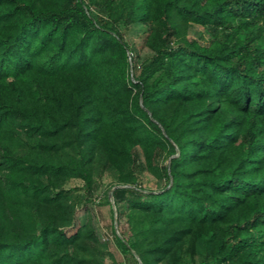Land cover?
Returning a JSON list of instances; mask_svg holds the SVG:
<instances>
[{
  "label": "trees",
  "instance_id": "1",
  "mask_svg": "<svg viewBox=\"0 0 264 264\" xmlns=\"http://www.w3.org/2000/svg\"><path fill=\"white\" fill-rule=\"evenodd\" d=\"M96 164L123 254L264 264V0H0V264H97L61 188L90 195Z\"/></svg>",
  "mask_w": 264,
  "mask_h": 264
},
{
  "label": "rangeland",
  "instance_id": "2",
  "mask_svg": "<svg viewBox=\"0 0 264 264\" xmlns=\"http://www.w3.org/2000/svg\"><path fill=\"white\" fill-rule=\"evenodd\" d=\"M145 33L146 28L143 25H134L130 29H122L124 39L134 49V56H137L139 61L151 54L147 48L142 46ZM187 37L201 44H207L212 40L208 30L196 26H192L189 29ZM156 164H161L160 158L156 159ZM163 164H167V162ZM138 180L147 191H158L163 185L154 174L148 171L142 172ZM112 182L110 171L98 164L95 167L90 195L84 190L81 179L69 178L64 181L61 184V188L69 193L68 205L71 208L73 218L71 227L68 226L65 229L72 230L84 224H88L93 229L96 240L89 244L92 251L90 255L96 259L97 264H141L137 255L132 259L129 255L123 254L112 235L113 229L117 235L125 240L132 236L131 228L127 221L126 206L122 207V215L120 216H117L115 211L113 200L110 196V192L114 188ZM21 218L24 226L28 222H33L31 218L28 219L26 217V211L22 212ZM34 227H37V224H34Z\"/></svg>",
  "mask_w": 264,
  "mask_h": 264
},
{
  "label": "water",
  "instance_id": "3",
  "mask_svg": "<svg viewBox=\"0 0 264 264\" xmlns=\"http://www.w3.org/2000/svg\"><path fill=\"white\" fill-rule=\"evenodd\" d=\"M115 188H113L112 190H111V192H110V196L112 197V191L114 190Z\"/></svg>",
  "mask_w": 264,
  "mask_h": 264
}]
</instances>
